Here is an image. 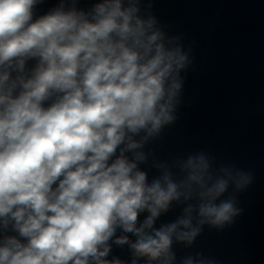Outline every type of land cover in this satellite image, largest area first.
<instances>
[{
  "label": "clouds",
  "instance_id": "1",
  "mask_svg": "<svg viewBox=\"0 0 264 264\" xmlns=\"http://www.w3.org/2000/svg\"><path fill=\"white\" fill-rule=\"evenodd\" d=\"M44 2L0 0V264H217L174 245L234 225L253 173L146 150L179 118L191 48L154 0Z\"/></svg>",
  "mask_w": 264,
  "mask_h": 264
},
{
  "label": "water",
  "instance_id": "2",
  "mask_svg": "<svg viewBox=\"0 0 264 264\" xmlns=\"http://www.w3.org/2000/svg\"><path fill=\"white\" fill-rule=\"evenodd\" d=\"M57 3L45 0L37 15ZM152 12L169 34L182 36L193 63L182 74L178 120L146 150L168 161L204 151L254 175L238 196L244 212L235 224L223 231L205 227L191 248L174 245L177 259L200 252L217 264H264V0H154ZM151 165L152 157L141 165L150 178L156 175ZM180 211L173 206L158 223ZM111 256L127 260L129 253L113 246Z\"/></svg>",
  "mask_w": 264,
  "mask_h": 264
}]
</instances>
